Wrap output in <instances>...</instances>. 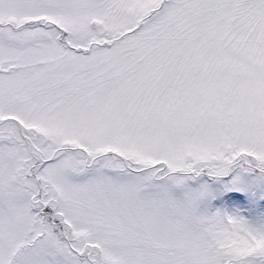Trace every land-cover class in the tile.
Masks as SVG:
<instances>
[{"label":"snow or ice","instance_id":"1","mask_svg":"<svg viewBox=\"0 0 264 264\" xmlns=\"http://www.w3.org/2000/svg\"><path fill=\"white\" fill-rule=\"evenodd\" d=\"M0 264H264V0H0Z\"/></svg>","mask_w":264,"mask_h":264}]
</instances>
